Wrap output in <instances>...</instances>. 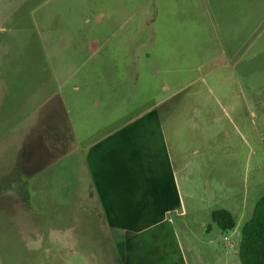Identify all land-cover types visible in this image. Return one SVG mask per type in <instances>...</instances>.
<instances>
[{
    "label": "rangeland",
    "instance_id": "374dc122",
    "mask_svg": "<svg viewBox=\"0 0 264 264\" xmlns=\"http://www.w3.org/2000/svg\"><path fill=\"white\" fill-rule=\"evenodd\" d=\"M32 5L0 17V119L39 89L0 141V264H123L120 241L163 220L186 264H240L264 194V0ZM220 209L232 231L212 223Z\"/></svg>",
    "mask_w": 264,
    "mask_h": 264
},
{
    "label": "crops",
    "instance_id": "0c3cea01",
    "mask_svg": "<svg viewBox=\"0 0 264 264\" xmlns=\"http://www.w3.org/2000/svg\"><path fill=\"white\" fill-rule=\"evenodd\" d=\"M33 2H35V0H4L0 6V17L2 18L30 17L29 15L24 14L25 11H23L22 9L24 8V5L26 6L27 4H29L31 9L34 8L32 5ZM43 47L44 46L42 45V51L44 50ZM31 66H32L31 76H30L31 81L32 83L34 82L38 84L39 83L38 78L40 77L38 75L39 74L38 70L40 69L39 65L37 67V65H35L34 62L32 63ZM48 71H49V75L47 76L46 82L49 83L50 80L52 82H56L54 70L53 69L51 70L49 66L47 72ZM44 76L42 78H45ZM34 80L37 81L38 83L35 82ZM30 90L33 91V86L30 88ZM17 93L20 99L16 101L17 106L15 105L16 107L14 108L13 111L14 113L12 115V118H8L7 116L3 119H0V141L4 140V138L7 137L8 134H10L13 130H17L18 127L23 125L24 122H26V120H28L32 115L35 114V110L39 106V100L35 98L39 94V89H37L35 93L32 92L30 95L27 96L24 95L25 93L23 91ZM49 96L50 97L54 96L53 89H51V91H46V93H44L41 98L42 99L49 98ZM62 112L64 113L63 122L69 126L66 110L63 109ZM34 128L35 125L28 126V129L29 130L31 129V132L34 130ZM55 129L58 130L59 128L55 127ZM56 140L60 143L62 138L60 137V139H56ZM17 154L19 157V150H17ZM17 154H16V158H17ZM58 159L59 160L61 159L62 162L61 166L64 168V161L66 160V158L62 152L59 155ZM18 160H17V165L20 164ZM85 165H86L85 157L82 156L79 158V160L76 163H74L70 167L71 170L76 173V178L77 177L79 178L78 175H80L81 171L83 174ZM121 170L122 171L120 173V177L124 179L125 177H127V174H123L125 171L124 169ZM17 172L20 177L24 175V172L22 171L20 166L18 167ZM63 173H65V171H63ZM101 182H103V180H100V183ZM101 185H103V183H101ZM62 186L63 187L67 186L66 181L63 182ZM90 188H91L90 189L91 193L97 196V193H94L93 187L91 186ZM98 192L102 194V191L98 190ZM120 242H123V248L120 253V258L123 264H186V259L183 249L176 240V237L172 229V224L168 220L157 222L146 229L132 233L126 236Z\"/></svg>",
    "mask_w": 264,
    "mask_h": 264
},
{
    "label": "trees",
    "instance_id": "16d2710c",
    "mask_svg": "<svg viewBox=\"0 0 264 264\" xmlns=\"http://www.w3.org/2000/svg\"><path fill=\"white\" fill-rule=\"evenodd\" d=\"M210 219L222 232L234 229L235 221L229 211L216 210ZM237 256L240 264H264V194L255 202L250 219L241 227Z\"/></svg>",
    "mask_w": 264,
    "mask_h": 264
},
{
    "label": "built area",
    "instance_id": "2783aa9c",
    "mask_svg": "<svg viewBox=\"0 0 264 264\" xmlns=\"http://www.w3.org/2000/svg\"><path fill=\"white\" fill-rule=\"evenodd\" d=\"M224 241H226L227 243H228V245H230L231 246V242H230V240L228 239V238H226V237H224V239H223Z\"/></svg>",
    "mask_w": 264,
    "mask_h": 264
}]
</instances>
